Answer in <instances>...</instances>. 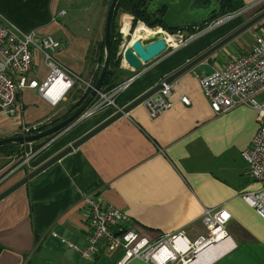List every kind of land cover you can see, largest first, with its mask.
I'll return each instance as SVG.
<instances>
[{"label":"crops","instance_id":"crops-1","mask_svg":"<svg viewBox=\"0 0 264 264\" xmlns=\"http://www.w3.org/2000/svg\"><path fill=\"white\" fill-rule=\"evenodd\" d=\"M255 1L243 0L248 9L242 8L216 26L210 22L202 29L196 27L192 39L178 47L170 45L139 68L126 67L117 55L121 81L132 77L115 97L117 105L101 106L76 120L69 129L34 148L36 153L28 161L21 159L12 165L17 153L10 148L0 149V190L116 112V106L130 103L175 68L243 25L264 9L263 4L253 7ZM111 2L0 0V23L23 31L36 28L62 39L65 45L56 50V58L91 82L103 64L101 43ZM76 7L84 14L79 18H86L90 27L80 26L74 31L66 20L63 22ZM133 16L120 26V33L142 21L133 25ZM122 17L120 13L116 18L120 25ZM263 23L264 18L249 28ZM249 28L170 80L173 88L168 108L153 115L143 102L132 105L33 178L0 197V264H120L122 246L107 253L103 241L99 254L91 259L71 244L83 247L88 241V206L82 201L88 190L130 213L138 233L149 239L183 229L194 240L208 232L201 219L204 207L221 205L230 212L227 229L231 238L215 244L216 252L203 264H264V217L242 194L261 186L241 154L257 132L258 110L254 105L239 103L216 113L200 82L201 75L251 48L253 40L247 42L243 35ZM182 31L191 35L186 28ZM33 63L29 75L42 82L50 67L42 54H36ZM74 85L56 104L35 86L20 88L16 113L5 115L0 111V137L19 133L23 124H41L64 113L88 87L82 84L80 88L78 82ZM182 94L188 95L190 101H184ZM28 109L33 110L31 115L27 114ZM32 142L18 147L23 156L26 149L32 148ZM124 264L153 263L131 257Z\"/></svg>","mask_w":264,"mask_h":264},{"label":"built area","instance_id":"built-area-1","mask_svg":"<svg viewBox=\"0 0 264 264\" xmlns=\"http://www.w3.org/2000/svg\"><path fill=\"white\" fill-rule=\"evenodd\" d=\"M259 4H264V0H256L253 7ZM242 8L248 9L247 6ZM237 11L217 17L212 24L216 26ZM141 23L146 24L145 21L138 24ZM150 30L152 34L146 38L153 40L162 35L168 47L170 45L178 47L194 36V33L188 35L182 29L170 31L163 29L160 25L156 28L150 27ZM122 37L124 38L118 45L117 55L123 52L128 42L123 34ZM173 39H175L174 44ZM64 45L65 42L62 39L52 37L36 28L23 31L17 26L0 23L1 112L5 115L16 113L19 108L17 96L20 88L24 86H35L42 96L48 98L53 104L68 94L72 86L80 80L85 81V85L91 87L90 82L86 81L81 74L66 67L53 54L54 51L62 49ZM36 54H42L44 62L50 67L49 73L42 82L29 75ZM119 57L121 59V56ZM131 78L120 81L117 86L109 90L99 89L94 101L82 111L81 118L93 114L94 110L101 106L117 105L115 97L119 91L128 86ZM160 80L162 81L161 87L143 100L144 105L153 115L168 108L172 102L169 95L173 83ZM200 82L203 93L216 113L231 109L233 105L239 103L254 105L258 110L257 132L241 154L248 162V169L258 181H261V186L249 189L242 194L249 204L255 206L259 215L264 217V98L259 97L260 92L264 90V33L256 35L249 50L227 59L219 67L201 75ZM182 99L186 102L190 101L189 96L185 94H182ZM116 108L119 107L116 106ZM38 124H40L39 121L31 125L23 124L22 131L32 132L30 126L36 127ZM25 152L21 162L31 159L36 150L29 148ZM82 201L88 206L87 222L90 230L88 241L83 247L77 243L71 244L82 252L83 256L91 259L97 257L99 245L105 241L104 248L107 253H112L118 245L123 247L124 253L118 259L120 264H124L131 257H140L153 264H188L195 255L199 254L202 247H212L214 243H222L231 238L227 229L230 212L221 205L204 207L201 219L207 225L208 232L201 233L194 240L187 237L183 229L163 233L159 238L149 239L138 233V229L132 224L130 213L119 209L112 202H106L98 192L86 191L82 195ZM192 248L195 250L193 256L189 253Z\"/></svg>","mask_w":264,"mask_h":264},{"label":"water","instance_id":"water-1","mask_svg":"<svg viewBox=\"0 0 264 264\" xmlns=\"http://www.w3.org/2000/svg\"><path fill=\"white\" fill-rule=\"evenodd\" d=\"M118 2L119 0H112L110 5L108 6L107 17H105V56L103 58V66L99 70L97 79L93 82V84L90 85L91 89L88 93H86L81 104L75 107L67 117L57 120V122L44 127V129L33 130L32 132L20 131L17 134H9L5 137H0V146H4L8 142L12 141H15L16 143L32 142V140L43 138L47 134L56 133L59 130H67L76 120L81 119L83 113L82 111L87 106H90L93 101L94 95L102 87L101 84L106 74V68L109 67V56L111 55L110 47L112 43L110 35L113 24L112 18L115 16V8ZM220 3L221 0H145V3H143L141 8L142 10H144L145 15H147V17L145 18L148 20L149 17V23L145 21L146 25H148L149 27L156 28L157 25H160L163 27V29H174L176 31L186 27H203L210 22H214L215 20H217L216 16L217 13H219L221 7ZM263 18L264 9H261L259 12H256L252 18L244 22L243 25L239 27L237 26L235 29H233V31L230 32V34L218 39L215 44L208 47L204 52H200L196 56H194L193 60L181 64L180 67H178L177 69L175 68L172 72L169 73V75H166L162 79L165 82H169L174 77L179 76L181 72H183L188 67H192L199 61H204L210 53L217 51L218 48L229 42L238 34L240 35L241 33H243V31L250 26H254ZM130 30H128L126 34H124V32L120 33L123 34L125 36V39H127L128 41L125 44L123 52H120V55H118V57L121 56L122 63L126 65V67L131 66L133 68H139L143 66L144 63L154 60L157 55L165 52L168 49V45H166L165 39L162 35L155 37V39L151 41H146L143 38L132 39ZM161 85L162 81L159 80L155 83L154 86H151L147 90H144L142 94L136 96V98H134L130 103L120 106L116 110V112L114 111L112 114L107 116V118L99 121L95 125V127L83 132L82 135L79 136V138L76 137L68 145L60 148L57 153H55L54 155L52 154L50 157H47L45 161L37 164V166H35L31 171H27L21 176L19 180L14 181L6 188L1 189L0 197L6 196L15 187L17 188L28 179L30 180L31 178H33L34 174L44 170L51 162H55L56 160H58V158L70 152V149L81 144L89 136L93 135L95 131L101 129L102 127L104 128L105 126H107L108 122H110L114 118L116 119L120 117V115L129 111L132 105L143 102L144 98L147 95L157 91L161 87Z\"/></svg>","mask_w":264,"mask_h":264},{"label":"trees","instance_id":"trees-1","mask_svg":"<svg viewBox=\"0 0 264 264\" xmlns=\"http://www.w3.org/2000/svg\"><path fill=\"white\" fill-rule=\"evenodd\" d=\"M143 3H145V0H119L118 4L116 5L115 16L112 18L113 24H112V30L110 33L111 41H112L111 47H110L111 48V55L109 56L110 63H109V67L106 68V71H105L106 74H105L104 79L102 80V84H101L102 87L100 88L102 91H106V90L111 89L112 87L117 86V84L122 79V77L120 76L121 73L119 72V69H118V67H120L121 61L119 60L118 57H116L118 54V48H119L118 42H120L122 34H120L118 32L119 28H118V22H117L116 18L120 15V13L124 12V13L128 14V12H129L130 14L134 15L133 21L135 24H136L137 20H140V21L144 20V21L149 23V21L145 18L146 15H145L144 10H142V8H141ZM220 5H221V7L219 10V13H217L216 19L219 16L228 15L231 12H234L237 10L240 11L242 9V7L245 6L243 0H221ZM262 6L263 7H261V8H264V4ZM203 27H205V26H203ZM203 27H200V29H202ZM186 29L190 32V34H192L193 32H195L196 27H192V28L186 27ZM132 31H133V29L130 30L131 34H132ZM170 31H174V29H170ZM126 33L127 32H124V34H126ZM104 42H105V37H104L103 42L101 43L102 55H103L101 57L102 63L104 62L103 58L105 56ZM102 66H103V64H102ZM102 66L99 67L95 71V76L93 78V81L90 82V84H93V82L97 79V77L99 75V70L102 68ZM90 89H91V87L88 86L87 88L82 90L81 93H79L77 95V99L70 102L69 107L66 108V111L64 113L60 114L59 116H57L53 120L51 119L49 121H44V123L38 124L36 127L30 126L31 127L30 131L38 130V129L39 130L44 129V127H47L48 125L57 122V120L67 117L75 107H77L81 104L84 96L86 95V93H88L90 91ZM97 95H98V93H96L94 95L93 101H94L95 97H97ZM29 125H31V124H29ZM59 131H57V132H59ZM57 132L45 135V137L41 138V139H43L42 142L38 141V138L33 140L32 143H34V144L32 145V148L34 149V148H37L39 146H42L44 144L43 141H46V139H48L49 137L57 134ZM20 144H22V143H20V142L16 143L15 141H12V142H8L4 146H0V149L6 150L7 148H10L11 151H14L15 153H17V155H20V153L23 154L22 150L18 149Z\"/></svg>","mask_w":264,"mask_h":264},{"label":"rangeland","instance_id":"rangeland-1","mask_svg":"<svg viewBox=\"0 0 264 264\" xmlns=\"http://www.w3.org/2000/svg\"><path fill=\"white\" fill-rule=\"evenodd\" d=\"M84 11V10H83ZM85 12V11H84ZM132 14H130L129 12H128V14L127 13H124L123 12V17H122V20H121V25L118 23V32L120 33V26H125L126 25V22H125V20L127 21V18L129 17V16H131ZM79 16L80 17H84V14L82 13V11H79V9L76 7V9H74L73 11L71 10V12H69V14H67L65 17H64V23H65V20H66V22L68 23V24H70L71 26H72V28L74 29V31H78V29L80 30L81 28H80V26H84V27H90V25H91V23H89V21L86 19V18H79ZM132 18H134V17H132ZM140 21V20H139ZM139 21H137L136 22V24L139 22ZM133 25L135 24L134 22L132 23ZM135 26H137V25H135ZM134 26V27H135ZM134 27H131L130 26V29H132V28H134ZM129 28L127 29V30H130ZM250 29V28H249ZM256 29V30H255ZM255 29H250L249 31H247V32H245L243 35L245 36V38H246V41L248 42L249 40H254V38L256 37V35L257 34H261V33H264V23L261 25V26H257ZM127 30H123V32H127ZM255 30V31H254ZM189 34V33H188ZM119 36V35H118ZM144 37V36H143ZM146 41H148V40H152V39H150V38H144ZM123 41V37L121 36V40H120V42H122ZM120 42H118V45L120 44ZM59 51V50H58ZM58 51H54V55L56 56V55H58ZM91 53L92 52H89V55H91ZM57 57V56H56ZM41 70H42V68H41ZM34 74V73H33ZM79 74V73H78ZM82 75V74H81ZM83 76V75H82ZM86 80V79H85ZM80 84V85H79ZM84 85L85 84V81H83V80H80V81H78V87H80L81 85ZM75 85H73L72 86V88L74 87ZM71 88V89H72ZM81 88V87H80ZM259 97L260 98H264V90H262L261 92H260V94H259ZM25 100H29V97L28 98H25ZM33 113V110H27V114L28 115H31ZM27 125V124H26ZM20 130H22V128H20ZM22 158H24V156L22 155V154H20V155H18V156H16V159H14V161H13V164L12 165H16L18 162H20L21 161V159ZM11 165V166H12ZM189 253H190V255L191 256H193L194 254H195V250L192 248L190 251H189Z\"/></svg>","mask_w":264,"mask_h":264},{"label":"bare ground","instance_id":"bare-ground-1","mask_svg":"<svg viewBox=\"0 0 264 264\" xmlns=\"http://www.w3.org/2000/svg\"><path fill=\"white\" fill-rule=\"evenodd\" d=\"M135 29V30H134ZM133 31H132V39H135V38H142L143 36L144 37H147L148 35H151V30H150V27L145 25V24H139L138 26H136V28H134ZM154 34V33H153ZM174 40L173 39L172 43L174 44ZM175 47V46H174ZM217 244V243H214L212 245V247H202L200 249V252L199 254L195 255V257H193L191 259V261H189L188 264H203L206 262V259H208L209 257H212L214 255V253L216 252L217 249L214 248V245ZM211 250V251H210ZM207 254V255H206ZM210 260V259H209Z\"/></svg>","mask_w":264,"mask_h":264},{"label":"flooded vegetation","instance_id":"flooded-vegetation-1","mask_svg":"<svg viewBox=\"0 0 264 264\" xmlns=\"http://www.w3.org/2000/svg\"><path fill=\"white\" fill-rule=\"evenodd\" d=\"M145 17H147V15H146ZM148 20H149V17H148ZM182 29H183V28H182Z\"/></svg>","mask_w":264,"mask_h":264},{"label":"snow or ice","instance_id":"snow-or-ice-1","mask_svg":"<svg viewBox=\"0 0 264 264\" xmlns=\"http://www.w3.org/2000/svg\"><path fill=\"white\" fill-rule=\"evenodd\" d=\"M226 215V214H225Z\"/></svg>","mask_w":264,"mask_h":264}]
</instances>
